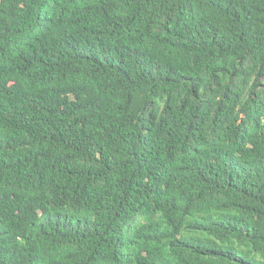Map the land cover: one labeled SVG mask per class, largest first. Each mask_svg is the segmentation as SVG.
Instances as JSON below:
<instances>
[{"label":"trees","instance_id":"trees-1","mask_svg":"<svg viewBox=\"0 0 264 264\" xmlns=\"http://www.w3.org/2000/svg\"><path fill=\"white\" fill-rule=\"evenodd\" d=\"M0 264H264V0H0Z\"/></svg>","mask_w":264,"mask_h":264}]
</instances>
